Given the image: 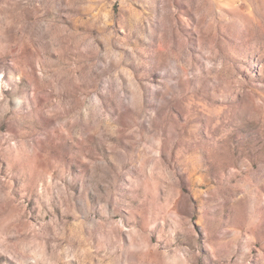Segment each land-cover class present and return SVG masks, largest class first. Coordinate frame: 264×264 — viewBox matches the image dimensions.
Listing matches in <instances>:
<instances>
[{"label": "rangeland", "instance_id": "1", "mask_svg": "<svg viewBox=\"0 0 264 264\" xmlns=\"http://www.w3.org/2000/svg\"><path fill=\"white\" fill-rule=\"evenodd\" d=\"M0 264H264V0H0Z\"/></svg>", "mask_w": 264, "mask_h": 264}]
</instances>
